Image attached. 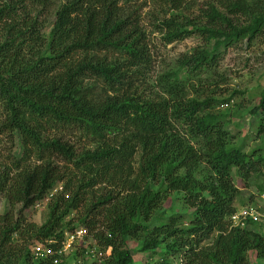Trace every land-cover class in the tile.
Returning <instances> with one entry per match:
<instances>
[{
  "label": "trees",
  "instance_id": "1",
  "mask_svg": "<svg viewBox=\"0 0 264 264\" xmlns=\"http://www.w3.org/2000/svg\"><path fill=\"white\" fill-rule=\"evenodd\" d=\"M57 1L45 32L41 14L54 0H0V134L20 145L18 159L0 164L8 208L0 215V264H65L57 254L35 259L31 248L41 243L57 253L63 233L79 226L102 250L111 248L92 264H133L128 240L141 253L160 249L155 264H264V233L229 222L240 188L264 177V144L252 151L247 137L233 144L210 110L215 101L184 95L191 76L217 65L220 47L264 35V0H205L194 17L185 14L188 0H151L164 12L156 28L167 43L196 34L210 45L157 82L125 1ZM251 114L254 135L264 137V90ZM63 130L93 145L70 141ZM56 159L77 172L61 171ZM58 183L44 222H30ZM169 194L190 213L157 215ZM73 212L77 225L67 219Z\"/></svg>",
  "mask_w": 264,
  "mask_h": 264
},
{
  "label": "rangeland",
  "instance_id": "2",
  "mask_svg": "<svg viewBox=\"0 0 264 264\" xmlns=\"http://www.w3.org/2000/svg\"><path fill=\"white\" fill-rule=\"evenodd\" d=\"M52 4V8L41 14L42 21L46 23L45 32H49L51 23L54 19V11L57 8L58 1ZM126 2L124 9L126 12H133L134 16L140 22V27L144 31L145 41L151 57L148 65V77L150 81L157 82L158 77L166 71H174L179 61L185 56L190 55L194 49L208 47V42L200 36L194 34L182 41L167 43L164 34L156 28L157 19L163 17V10L151 0H123ZM191 0H188V3ZM205 0H196L191 4L186 3L188 8L186 15L194 17L198 14V8H201ZM198 3V7H192ZM136 12H135V11ZM208 45V46H207ZM221 58L217 65L208 71L195 74L190 77V85L184 95L186 98L200 97L214 100L212 113L219 115L225 123V130L230 133L232 139L230 142L238 144L247 137L245 150L252 151L256 147H262L264 137L256 138L253 133L257 117L251 114V110L257 105L261 92L264 90V35L252 40L239 39L230 42L225 47H220ZM185 71H181L180 78L185 77ZM66 139L76 142L81 146L91 147L93 144L84 138H79L77 131H60ZM60 132H56L57 134ZM9 133L0 134V164L9 163L20 157V145L17 138L13 140ZM138 158H135V165ZM38 164L31 160V164ZM55 166L61 171H71L76 173L71 165H65L64 162L56 159ZM206 172L205 167L202 168ZM233 183L238 185V179L233 176ZM257 185H263L264 177L253 178L247 188H240V192L235 198L234 207L236 212L250 210L259 216L256 226H246L248 230L264 233V191L258 192ZM57 188L62 189V184L58 183ZM48 200L43 201L39 207H35L31 212L29 221L36 225H41L47 216ZM19 208V205L16 206ZM7 204L0 198V215L7 210ZM156 214L167 217L169 214L180 212L190 213L187 206L182 201L175 198L174 194H169L167 199L156 209ZM67 219H73V224L77 225L76 212L70 214ZM186 221V220H185ZM230 221V218H229ZM78 240L76 243L78 244ZM91 243V242H90ZM207 243V242H206ZM67 244V243H66ZM128 247L132 252L133 264H152L160 261V249L141 253L138 251L139 242L128 240ZM80 246V245H78ZM88 244H85L87 248ZM76 248V247H75ZM75 248H68L64 263L65 264H92L90 259L81 258L80 247L76 249L78 254H74ZM32 249V248H31ZM70 252V253H69ZM254 257V256H253ZM252 256L250 260H254ZM175 264V263H174Z\"/></svg>",
  "mask_w": 264,
  "mask_h": 264
},
{
  "label": "built area",
  "instance_id": "3",
  "mask_svg": "<svg viewBox=\"0 0 264 264\" xmlns=\"http://www.w3.org/2000/svg\"><path fill=\"white\" fill-rule=\"evenodd\" d=\"M61 191L60 187H55L52 189L50 194L48 195V200L50 197H52L57 192ZM40 204H36L35 207H39ZM254 221L257 222L259 220V216H257L256 213H253L250 210H244L240 212H234L230 216V225L232 227H240L245 228L247 226L248 221ZM80 241L78 244L77 241ZM49 243H52L54 241H48ZM91 242V243H90ZM67 243V244H66ZM88 244L87 248H85V244ZM80 245V246H78ZM75 248L74 254H77L78 252L81 253L82 261L85 259H90L92 262H99L100 260L104 259L105 257L109 256L111 253V248L108 247L105 250H102L100 246L98 245L96 239H94L92 236L90 237L88 234V230L84 226H79L75 228L73 231H65L63 233V239L61 242L60 249L57 251V253L53 252L50 248L45 247L43 244H35L32 247V256L35 259L38 258H48L53 256L54 254H57L61 257H63V261L65 260V257L67 255V252L70 250H67L68 248ZM81 248L80 251H76L77 248ZM70 253V252H69ZM58 261H54V263H57ZM59 262H62L60 260Z\"/></svg>",
  "mask_w": 264,
  "mask_h": 264
}]
</instances>
